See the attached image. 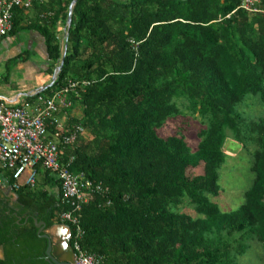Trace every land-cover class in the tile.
Segmentation results:
<instances>
[{
	"label": "trees",
	"instance_id": "16d2710c",
	"mask_svg": "<svg viewBox=\"0 0 264 264\" xmlns=\"http://www.w3.org/2000/svg\"><path fill=\"white\" fill-rule=\"evenodd\" d=\"M72 1L38 9L37 19L50 73L67 43L51 87L88 81L67 95V126L84 128L70 169L105 194L80 211L81 247L100 264H254L257 248L255 264H264V116L250 115L264 106V0L255 10L243 0H78L61 38L58 19L67 20ZM28 10H14L13 27ZM179 117L200 123L195 148L184 132L159 134ZM228 140L250 156L252 177L242 203L224 211L212 198L222 190ZM51 175L44 170L42 180ZM55 181L56 191L12 188L15 205L48 227L61 223L70 207ZM2 205L0 264H51L33 217L17 224Z\"/></svg>",
	"mask_w": 264,
	"mask_h": 264
},
{
	"label": "built area",
	"instance_id": "2783aa9c",
	"mask_svg": "<svg viewBox=\"0 0 264 264\" xmlns=\"http://www.w3.org/2000/svg\"><path fill=\"white\" fill-rule=\"evenodd\" d=\"M34 0H0V40L13 27L14 10L30 9ZM258 0H243L241 7L255 10ZM44 15H42L43 17ZM63 34H66L63 29ZM88 81L68 80L51 96L35 94L33 105L11 106L0 101V168L10 173L11 188L22 186L34 188L39 169L56 175L60 184V200L69 205V210L60 215L61 223L72 226L74 264H100L101 256L83 249L80 240L83 234L80 211L95 194H105L101 182L93 181L83 172L74 173V148L84 128L80 124L67 126V108L72 101L64 97L78 95ZM63 113L62 116H59ZM53 126V133L48 132ZM69 150L67 159L63 153Z\"/></svg>",
	"mask_w": 264,
	"mask_h": 264
},
{
	"label": "crops",
	"instance_id": "0c3cea01",
	"mask_svg": "<svg viewBox=\"0 0 264 264\" xmlns=\"http://www.w3.org/2000/svg\"><path fill=\"white\" fill-rule=\"evenodd\" d=\"M57 1L59 0H38L36 3L40 7H32V14L29 10L19 14V20L14 24L12 31L0 40L1 102L13 106L22 102L23 97H28L25 100L33 105L37 97L35 94L42 95L41 93L50 87L54 72H49L52 61L48 55L46 33L41 25L43 22L38 21L37 14L38 9L44 11L49 5L55 10L64 6L62 4L59 7ZM64 22L59 17L57 31L61 38L66 27ZM11 71L13 74L19 73L21 77L10 81ZM0 187L4 186L0 183Z\"/></svg>",
	"mask_w": 264,
	"mask_h": 264
},
{
	"label": "rangeland",
	"instance_id": "374dc122",
	"mask_svg": "<svg viewBox=\"0 0 264 264\" xmlns=\"http://www.w3.org/2000/svg\"><path fill=\"white\" fill-rule=\"evenodd\" d=\"M35 1L38 2V0ZM29 11L32 14L33 11H31L30 9ZM64 23H66V21ZM9 75H11L10 81L13 79L17 80L21 77L19 73L13 74L12 71L9 73ZM1 81L3 80L1 79ZM58 90H60V88H58L57 86L51 87L48 90L43 91L41 94L44 96H51ZM64 97L68 99L67 95H64ZM25 98L28 97H23L21 100L22 102L13 104V106L16 107L23 104L30 106L31 103H28L27 100H25ZM255 109H256V113L254 112L251 113L250 114L251 116L252 115L264 116V106L259 105V108L257 107ZM73 111H75V109ZM62 115L63 113L59 114V116ZM183 120L184 118L182 117H179L178 119L171 121L169 120L159 130V134L161 136H168L176 132H184L188 143L195 148L196 144L198 143L197 132L200 123L197 120H190L187 124L184 123ZM225 153H226V162L221 169L220 179H219V183L221 185L222 190L220 194L217 197L212 198V200L216 202L222 210L227 211L236 208L242 203L243 192L249 187L252 175L249 171L250 156H248V153L246 151L242 150L239 146H235V144L231 140H228L225 146ZM201 172H202V168H197L191 171V173H195V174H199ZM43 173H44V169H40V172L37 176V184H38L37 190H40L42 188L55 190V191L58 190V187H56L55 185V183H57L55 181L56 175L52 174L51 176L53 180L48 183H45L44 180H42ZM9 175L10 174L8 171L0 169V183L3 186H9L11 184ZM182 208L185 211L191 213L194 217L196 216L195 211L191 206L184 204ZM258 252L259 250L257 248L252 250L251 253L252 255L250 258L252 259V261H254V264L255 262L257 263L255 255Z\"/></svg>",
	"mask_w": 264,
	"mask_h": 264
},
{
	"label": "water",
	"instance_id": "95a60500",
	"mask_svg": "<svg viewBox=\"0 0 264 264\" xmlns=\"http://www.w3.org/2000/svg\"><path fill=\"white\" fill-rule=\"evenodd\" d=\"M78 0H73L72 3L69 6L67 20H66V27L65 31L67 33L71 21H72V14H73V8L76 5ZM67 51V43H65L64 53L63 57L61 59V62L59 66L55 69L53 76H52V83L50 84V87L54 84L57 75L62 69L63 63H64V57L66 55ZM34 223L36 228L38 229L37 234L47 240V248H46V256L48 258V261L54 262L55 264H74V251L69 242H66V245L64 243H61L59 235L63 232H67V234H70V226L69 225H63L62 223H57L51 226L47 232L45 230V233L41 234L44 228V222L43 221H37L34 219ZM1 256L0 258H3V248L0 246Z\"/></svg>",
	"mask_w": 264,
	"mask_h": 264
},
{
	"label": "flooded vegetation",
	"instance_id": "af4514ba",
	"mask_svg": "<svg viewBox=\"0 0 264 264\" xmlns=\"http://www.w3.org/2000/svg\"><path fill=\"white\" fill-rule=\"evenodd\" d=\"M16 199L17 198H16V196H15V194H14V192H13V190H12L10 185L9 186H4V187L1 188V190H0V203L3 204L1 207H5V206L7 207V213L8 214H13V216H15L17 218V224H20V222L22 220H24L23 223L28 222L31 217H33L32 219L34 221V219H36V218L31 213H29L28 211H24L23 209H21L20 207L15 205ZM40 221H42V220H40ZM62 224L63 225H67V223H62ZM50 227L46 226L45 222H44V228H43V231L41 232V234L45 233V230L47 232V230ZM39 237L41 239L45 240L46 248H47V240L45 238L41 237V236H39ZM59 238L61 240L60 241L61 243H64L66 245V242L68 241L69 244L72 247V231L71 230H70V234H67V232L61 233L59 235ZM46 248L44 250L45 260L47 262L51 263V264H55L54 262L48 261V258H47L46 253H45ZM3 255H4V253H3ZM74 255H75V253H74Z\"/></svg>",
	"mask_w": 264,
	"mask_h": 264
}]
</instances>
